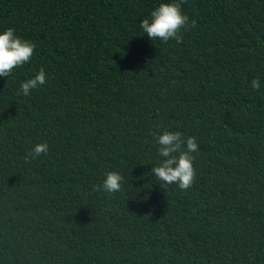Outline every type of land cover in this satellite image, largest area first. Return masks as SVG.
<instances>
[{
	"label": "trees",
	"instance_id": "trees-1",
	"mask_svg": "<svg viewBox=\"0 0 264 264\" xmlns=\"http://www.w3.org/2000/svg\"><path fill=\"white\" fill-rule=\"evenodd\" d=\"M170 2L0 0V33L37 44L0 77V264H264V0H187L196 27L153 41ZM163 130L197 138L188 190L151 172Z\"/></svg>",
	"mask_w": 264,
	"mask_h": 264
},
{
	"label": "clouds",
	"instance_id": "clouds-1",
	"mask_svg": "<svg viewBox=\"0 0 264 264\" xmlns=\"http://www.w3.org/2000/svg\"><path fill=\"white\" fill-rule=\"evenodd\" d=\"M187 0H172L170 3H160L151 11L148 18L140 23V28L147 36L161 43L175 41L177 44L183 42V32L196 27V20L190 21L189 16L182 10ZM37 48L35 41L17 35L12 27L0 33V77H9L13 70L30 63L34 50ZM49 74L41 68L32 78L21 82L20 93L24 96L30 95L32 90L39 89L47 83ZM261 80L254 78L251 88L259 91ZM18 93V94H20ZM158 145V156L161 158L157 166L151 169L154 177L163 185H176L180 190L190 189L196 179L193 155L199 151L197 138L185 136L181 131L163 130L162 134H153ZM50 151L47 141L36 143L27 152L24 159L30 162L47 155ZM102 183L93 185L92 190L98 193L114 195L123 190L125 177L121 172L112 170L104 174Z\"/></svg>",
	"mask_w": 264,
	"mask_h": 264
}]
</instances>
